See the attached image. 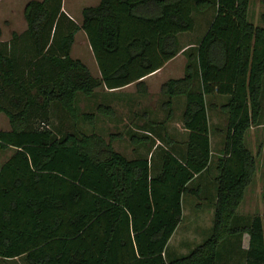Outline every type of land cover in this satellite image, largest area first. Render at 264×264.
Returning <instances> with one entry per match:
<instances>
[{
    "label": "trees",
    "instance_id": "1",
    "mask_svg": "<svg viewBox=\"0 0 264 264\" xmlns=\"http://www.w3.org/2000/svg\"><path fill=\"white\" fill-rule=\"evenodd\" d=\"M249 4L100 0L82 9L79 25L62 10V0L26 2V28L0 40V113L10 126L0 129V152L13 150L0 165V264L18 258L26 264H223L220 246L243 234L244 264H264V215L236 221L258 164L245 136L264 116V13L262 25L251 23ZM209 13L199 41L182 51L183 76L160 87L167 117L172 99L185 98L182 158L163 147L153 175V150L128 157L114 149L120 133L107 139L96 132L55 136L51 107L92 124L97 113L113 116V108L101 103L96 112L79 113L78 93L90 96L100 86L132 82L146 93L141 79L174 57L181 49L178 35L195 29L198 14ZM81 29L100 76L70 55ZM211 109L227 118L214 165L213 224L200 243L170 258L167 245L181 221L183 197L198 194L200 188L189 184L211 167ZM145 133L131 141L148 142L152 134Z\"/></svg>",
    "mask_w": 264,
    "mask_h": 264
},
{
    "label": "rangeland",
    "instance_id": "2",
    "mask_svg": "<svg viewBox=\"0 0 264 264\" xmlns=\"http://www.w3.org/2000/svg\"><path fill=\"white\" fill-rule=\"evenodd\" d=\"M14 6L16 9L12 10V15L9 14L12 23H7L3 16L4 8H0V28L1 35L0 40L7 41L11 38V33L22 32V26L26 24L23 11H18L19 0H15ZM13 5V4H12ZM24 5V4H23ZM21 12V13H20ZM264 13V0H250L248 10V20L255 25H262L261 14ZM212 13L209 15H201L195 17V31L194 36L201 37L202 33L206 29V20L211 18ZM204 16V20L200 17ZM23 19V20H22ZM25 21V22H24ZM25 26V25H24ZM183 65V63H182ZM167 69V68H165ZM161 71L159 74L152 76V88L160 87V83L166 81L168 78L177 77L176 72L183 67L177 66L169 67L168 70ZM92 71V70H91ZM94 73V70L92 71ZM171 75V76H169ZM152 97V100H151ZM151 97L146 98L147 109L154 114L157 118L160 117V109L158 106L159 94L155 90ZM221 99L216 98V102L220 103ZM144 103V101H139ZM99 103H106L104 96L99 95H84L78 93L75 106L79 113L83 112H96V106ZM156 104V107H153ZM264 105V103H263ZM54 107V106H53ZM50 108L49 121L52 124L55 136H62L65 132H80L89 134L91 132L99 133L106 139L110 133H120L121 138H117L113 141L114 149L124 153L130 158L146 155L149 151L153 150V158H150L152 166L155 168L150 169V173L155 175V170H158L160 153L162 148L166 144V138L164 131L159 128L157 130H146L141 127H137L135 130H116L112 123L105 122V115L97 113L94 123H89L83 119L74 121L71 119L67 112L60 106L65 114L58 107ZM209 122L211 127V149H212V162L208 171H205L200 176L196 177L190 184L191 188H200L198 194H186L183 197V214L181 221L179 222L176 230L170 238L167 245L168 256L174 257L187 253L190 249L205 239L211 230L213 224V209L215 201V160L222 152L225 127H226V114L222 113L218 109H211L209 111ZM49 123V125H50ZM141 125V124H140ZM8 118L4 113H0V129H8ZM145 132H151V139L148 142L142 144H134L131 141V135L137 136L145 135ZM175 137H184L183 132H171ZM245 143L250 148L253 154L257 156L258 164L257 170L253 177L252 182L247 186L244 194V198L238 207L236 221L238 224H244L252 219L254 215H264V116L261 119V124L252 125L245 136ZM157 145V146H156ZM9 154V151H1L0 158H5ZM161 164V161H160ZM235 225V220L232 222ZM248 236L243 234L240 237L231 236L227 238L221 247V256L223 257V264H244V250L247 247ZM8 263L2 264H26L24 259L18 258L14 261H7Z\"/></svg>",
    "mask_w": 264,
    "mask_h": 264
},
{
    "label": "crops",
    "instance_id": "3",
    "mask_svg": "<svg viewBox=\"0 0 264 264\" xmlns=\"http://www.w3.org/2000/svg\"><path fill=\"white\" fill-rule=\"evenodd\" d=\"M27 1L29 0H19V3H17L19 8L18 11H23V7ZM99 1L100 0H62V10L74 22L80 25L82 22V9L86 6L97 5ZM14 4H16L15 0H0V8H4L3 16H8L4 18V20L8 21L7 23H12L11 18L9 19V14L12 15L11 11L16 9ZM24 25L22 26V31L26 28V24ZM194 31L195 29L193 31L180 33L178 35L179 44L181 48L180 51L174 57L166 61L162 67L144 76L141 79L145 82L147 86L146 93H142L137 89L136 82H132L128 85L115 89H108L105 86H100L94 91V94L104 96L106 103L101 104L108 105L112 107L115 111V114L113 116L105 115L106 123L114 124V129L116 130L123 129L132 131L135 130L138 126L146 130H157L161 128L164 131V136L166 140V135H168L172 139V143H166L167 146H169L171 151L177 154L180 158L185 155V142L187 136V130L183 127L182 123V111L185 105V98L184 96L180 95L172 99L173 115L172 117H167L168 109L163 106V103L167 100V96L160 91L161 84L165 81L160 83V87L158 90V88H152V79L150 78L154 75L159 74L161 71H164L165 68H167L165 70H168L169 67L174 68V66H177L178 68L183 67L182 71L181 69L178 71H174L176 72L175 75H177V77L174 78H180L183 76L184 66L186 63V56L184 53H182V51L184 49H187L189 46L195 45L199 41V37L194 36ZM70 55L74 58H79L81 61H83L89 67L90 71L94 70V73H92L93 75L100 76V71L98 69L94 53L92 51V48L84 30L81 29L75 33L74 41L70 49ZM155 90L159 94V118L154 116V114H152V112L147 109L146 98L151 97L152 93H154ZM139 101H144V103H141ZM153 107H156V104H153ZM178 131L184 133L183 138L182 136L175 138L171 134V132ZM164 148H166V145H164ZM7 150L9 151V154L5 158H0V165L9 157V155L13 151L12 148H8Z\"/></svg>",
    "mask_w": 264,
    "mask_h": 264
}]
</instances>
